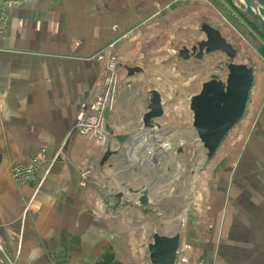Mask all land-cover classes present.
Masks as SVG:
<instances>
[{"label":"rangeland","instance_id":"rangeland-1","mask_svg":"<svg viewBox=\"0 0 264 264\" xmlns=\"http://www.w3.org/2000/svg\"><path fill=\"white\" fill-rule=\"evenodd\" d=\"M234 1L227 13H217L214 0L169 8L133 32L139 36L134 50L124 48L127 35L121 48L117 41L93 56L101 73L89 101L75 114L72 133L89 142L80 157L84 165L78 168V182L88 191L91 217L105 222L97 224L100 235L91 236L101 241L103 258L141 257L153 233H178L177 264H264V176H256L261 167L251 160L259 154L255 141L264 126V39L245 14L243 0ZM202 24L221 32L236 51L235 64L254 70L247 114L211 158L193 129L189 103L211 77L225 82L227 60L223 53L201 61L179 56L183 48L190 51L204 40ZM152 26L148 41L140 42ZM125 68L142 72L128 77ZM151 91L161 96L163 116L153 121L157 136L144 139L142 118ZM83 105L86 128L76 121ZM120 136L128 139L119 143ZM62 153L63 147L54 159L62 161ZM65 162L70 163L69 156ZM103 175L106 180L100 179ZM143 189L149 190L144 206ZM90 243L92 251L96 242Z\"/></svg>","mask_w":264,"mask_h":264},{"label":"crops","instance_id":"crops-1","mask_svg":"<svg viewBox=\"0 0 264 264\" xmlns=\"http://www.w3.org/2000/svg\"><path fill=\"white\" fill-rule=\"evenodd\" d=\"M18 1L0 27V264H150L147 252L110 259L98 252L101 241L91 236L100 235L97 224L105 222L91 217L88 191L78 182L89 142L72 126L101 73L92 61L96 51L127 35L124 48L134 50V31L193 0ZM214 2L224 13L237 4ZM149 28L140 42L148 41ZM261 132L259 154L251 159L261 167L258 178L264 176V126ZM26 166H34L31 180L16 181L13 170Z\"/></svg>","mask_w":264,"mask_h":264},{"label":"water","instance_id":"water-1","mask_svg":"<svg viewBox=\"0 0 264 264\" xmlns=\"http://www.w3.org/2000/svg\"><path fill=\"white\" fill-rule=\"evenodd\" d=\"M244 12L251 19L252 24L264 39V18L259 14V9L264 12V0H243ZM256 9L258 12H255ZM200 32L204 36L194 53L198 50L197 58L204 54L223 53L226 57V79L222 83L215 78L204 83L198 95L191 98L190 111L193 114V129L199 141L211 158L217 151L225 137L240 123L247 114L249 96L254 83V70L245 65L235 64L236 51L226 42L221 33L210 26L202 24ZM189 51L185 48L179 51L182 59H187ZM128 77L140 74V68H125ZM147 112L142 121L145 133L159 129L153 121L163 116V103L157 91L149 92ZM128 137H117L119 143ZM110 156L108 152L106 159ZM119 198V195H117ZM115 199V198H114ZM140 204L144 206L146 199L143 197ZM147 246V257L150 264H176L177 253L180 246V235L168 237L153 233Z\"/></svg>","mask_w":264,"mask_h":264},{"label":"built area","instance_id":"built-area-1","mask_svg":"<svg viewBox=\"0 0 264 264\" xmlns=\"http://www.w3.org/2000/svg\"><path fill=\"white\" fill-rule=\"evenodd\" d=\"M18 3H19L18 0H0V27L6 22V13L12 10L15 6H17ZM84 107L85 105L81 107V110L76 115L77 116L76 121L79 124H81L83 128H86L87 123L85 122V117H84V111H83ZM91 110H97V107H91ZM88 122L92 123L93 119H89ZM36 162L37 161H35V163ZM33 167L34 166H26V167L14 169L13 176L15 177L16 181L25 183L28 180H31ZM2 253H3V241L0 239V254ZM180 254L179 252L177 253L178 257Z\"/></svg>","mask_w":264,"mask_h":264},{"label":"bare ground","instance_id":"bare-ground-1","mask_svg":"<svg viewBox=\"0 0 264 264\" xmlns=\"http://www.w3.org/2000/svg\"><path fill=\"white\" fill-rule=\"evenodd\" d=\"M254 11L255 12H258L256 9H254ZM159 132H158V130H151V131H149L148 133H146V134H144V135H142V136H144V139H146V138H150V137H154V136H157L156 134H158ZM162 137V136H161ZM135 140H140L141 138H139V137H135L134 138ZM169 141V140H168ZM167 141L166 140H161V139H158V143H160V144H165ZM106 178H107V176H102L100 179L101 180H106ZM146 191H149V190H147V189H143V190H141V192L140 193H142V195H141V197L140 198H142L143 197V194L146 192ZM149 194H150V192H149ZM148 196V195H147ZM147 196H146V204H147Z\"/></svg>","mask_w":264,"mask_h":264},{"label":"flooded vegetation","instance_id":"flooded-vegetation-1","mask_svg":"<svg viewBox=\"0 0 264 264\" xmlns=\"http://www.w3.org/2000/svg\"><path fill=\"white\" fill-rule=\"evenodd\" d=\"M199 43H200V42H199ZM199 43H198V44H199ZM198 44H197V45H198ZM197 45H194L193 47H191V48H190V51L187 49V50L189 51V54H188V56H187V59H183V60L187 61V60L190 58V55H193V56L196 58V60L201 61V60L203 59L204 56H209V55H211V54H204V53H203V55H202L200 58H197L196 55L198 54V50L196 49V51H195L194 53L192 52V49H193V48H197ZM185 49H186V48H185ZM212 54H214V53H212ZM180 59H182V58L180 57ZM214 67H215V70H218V69L221 68L220 65H219V66H216V65H215ZM225 68H226V64H225ZM213 78H215L217 81H220L216 76L211 77L208 81H210V80L213 79ZM225 79H226V78H225ZM208 81H206V82H208ZM206 82H205V83H206ZM220 82H222V81H220ZM222 83H223V82H222ZM203 84H204V83H203ZM203 84H202V85H203Z\"/></svg>","mask_w":264,"mask_h":264}]
</instances>
